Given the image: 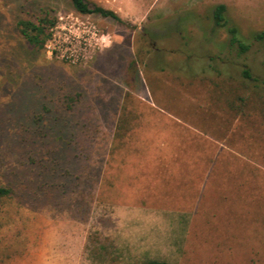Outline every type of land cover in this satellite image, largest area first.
I'll use <instances>...</instances> for the list:
<instances>
[{"label":"rangeland","instance_id":"1","mask_svg":"<svg viewBox=\"0 0 264 264\" xmlns=\"http://www.w3.org/2000/svg\"><path fill=\"white\" fill-rule=\"evenodd\" d=\"M89 1L0 0V264H264V0Z\"/></svg>","mask_w":264,"mask_h":264},{"label":"trees","instance_id":"2","mask_svg":"<svg viewBox=\"0 0 264 264\" xmlns=\"http://www.w3.org/2000/svg\"><path fill=\"white\" fill-rule=\"evenodd\" d=\"M73 10L79 15H98L103 18H111L115 21H119V17L111 10L105 9L101 6H98L89 0H69ZM225 6L217 5L214 7L212 13L213 23L216 27H224L226 21L224 18ZM17 27L20 30V33L25 40V42L34 47H40L43 44L44 29L41 25H35L28 21H19ZM228 33L230 34L229 43L230 45H237L240 53H245L249 49V45L241 42L236 33V29L231 27L228 28ZM251 39L254 42H257L260 45H264V31L255 32L252 34ZM245 78H250V74L247 70L243 71ZM13 188L11 186H0V199L2 197H12ZM140 264H169L157 260H146Z\"/></svg>","mask_w":264,"mask_h":264},{"label":"built area","instance_id":"3","mask_svg":"<svg viewBox=\"0 0 264 264\" xmlns=\"http://www.w3.org/2000/svg\"><path fill=\"white\" fill-rule=\"evenodd\" d=\"M52 40H53V39H52ZM52 40H51V41H52ZM51 41H50V47H52V50H53V49L55 50L54 45L52 44ZM53 41H54V40H53ZM67 50H69V49L66 48L63 52L65 53ZM58 51H61V49H57V52H58ZM72 56H73V55L71 54V57H72ZM71 57L68 56V58H71ZM73 58H74V57H73Z\"/></svg>","mask_w":264,"mask_h":264}]
</instances>
